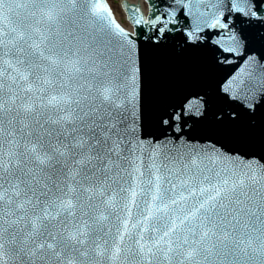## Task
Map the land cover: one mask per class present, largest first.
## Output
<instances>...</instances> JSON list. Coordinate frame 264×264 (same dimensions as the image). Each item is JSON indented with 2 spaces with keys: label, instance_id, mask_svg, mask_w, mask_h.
Segmentation results:
<instances>
[{
  "label": "snow or ice",
  "instance_id": "obj_1",
  "mask_svg": "<svg viewBox=\"0 0 264 264\" xmlns=\"http://www.w3.org/2000/svg\"><path fill=\"white\" fill-rule=\"evenodd\" d=\"M121 7L0 0V264H264V0Z\"/></svg>",
  "mask_w": 264,
  "mask_h": 264
},
{
  "label": "water",
  "instance_id": "obj_2",
  "mask_svg": "<svg viewBox=\"0 0 264 264\" xmlns=\"http://www.w3.org/2000/svg\"><path fill=\"white\" fill-rule=\"evenodd\" d=\"M144 1L146 3V8L143 7L141 0H136L135 2H131L129 0H120V6L123 4H127L128 6H137L141 9L144 15L147 16L149 3L156 5H160L161 3V0ZM121 9L126 19L128 13L122 7ZM127 23L131 26L130 22L127 21ZM253 50L258 55L261 51H264V49H261L258 45L255 44L253 45ZM242 72H245L246 74H259L258 69H256L255 66L246 65L243 58H236L231 64H218L215 62V57L212 55V53L210 51H206L199 61V70L196 73V81L201 84L207 85L210 88L211 92L214 93L218 86L227 81L229 77H232L234 74L239 76ZM253 83H255L254 78ZM190 90L195 91L196 88L192 87ZM133 213L135 214V209H133Z\"/></svg>",
  "mask_w": 264,
  "mask_h": 264
},
{
  "label": "rangeland",
  "instance_id": "obj_3",
  "mask_svg": "<svg viewBox=\"0 0 264 264\" xmlns=\"http://www.w3.org/2000/svg\"><path fill=\"white\" fill-rule=\"evenodd\" d=\"M110 2H111V5H112V8L115 10V14H116V16H117V19H118L121 23H123V16H122L120 10L118 9V6H117L116 2H115L114 0H110ZM123 24H124V23H123ZM125 25H126V24H125Z\"/></svg>",
  "mask_w": 264,
  "mask_h": 264
},
{
  "label": "bare ground",
  "instance_id": "obj_4",
  "mask_svg": "<svg viewBox=\"0 0 264 264\" xmlns=\"http://www.w3.org/2000/svg\"><path fill=\"white\" fill-rule=\"evenodd\" d=\"M129 29H130V27H129Z\"/></svg>",
  "mask_w": 264,
  "mask_h": 264
},
{
  "label": "flooded vegetation",
  "instance_id": "obj_5",
  "mask_svg": "<svg viewBox=\"0 0 264 264\" xmlns=\"http://www.w3.org/2000/svg\"><path fill=\"white\" fill-rule=\"evenodd\" d=\"M115 2H116V0H115Z\"/></svg>",
  "mask_w": 264,
  "mask_h": 264
}]
</instances>
